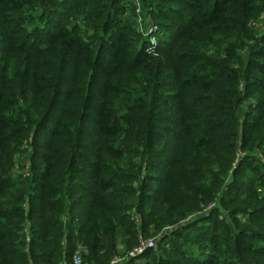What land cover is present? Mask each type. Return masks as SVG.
Returning <instances> with one entry per match:
<instances>
[{
    "label": "trees",
    "instance_id": "obj_1",
    "mask_svg": "<svg viewBox=\"0 0 264 264\" xmlns=\"http://www.w3.org/2000/svg\"><path fill=\"white\" fill-rule=\"evenodd\" d=\"M77 251L264 264V0H0V264Z\"/></svg>",
    "mask_w": 264,
    "mask_h": 264
},
{
    "label": "built area",
    "instance_id": "obj_2",
    "mask_svg": "<svg viewBox=\"0 0 264 264\" xmlns=\"http://www.w3.org/2000/svg\"><path fill=\"white\" fill-rule=\"evenodd\" d=\"M147 29H148L147 35L152 37L151 38L152 40H150L151 44H152V47L149 48V50H153L155 48V39L153 38L152 35L157 32V29L152 24L148 25ZM155 245H156V241L154 239L143 241L129 255H130V257H135V256L141 254L146 249L155 248ZM120 261L121 260L116 259L112 264H118ZM72 264H81V257H80V252L79 251L75 252V254L73 255Z\"/></svg>",
    "mask_w": 264,
    "mask_h": 264
},
{
    "label": "rangeland",
    "instance_id": "obj_3",
    "mask_svg": "<svg viewBox=\"0 0 264 264\" xmlns=\"http://www.w3.org/2000/svg\"><path fill=\"white\" fill-rule=\"evenodd\" d=\"M150 40H152V39H150ZM20 171L22 172V169H20ZM151 239H154V238H152V237L151 238H148V240H151ZM155 248H156V245H155Z\"/></svg>",
    "mask_w": 264,
    "mask_h": 264
}]
</instances>
